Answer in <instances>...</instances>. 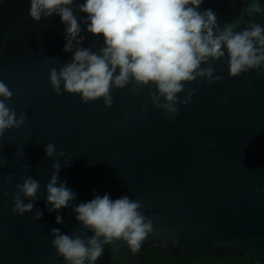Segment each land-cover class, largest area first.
<instances>
[{"label":"water","instance_id":"95a60500","mask_svg":"<svg viewBox=\"0 0 264 264\" xmlns=\"http://www.w3.org/2000/svg\"><path fill=\"white\" fill-rule=\"evenodd\" d=\"M83 2L69 7L81 23L83 46L99 53L103 37L86 30ZM254 2L204 0L199 10L212 9L221 30L239 32L252 23L264 26V12L249 9ZM29 7V0H0V81L12 92L5 104L17 119L26 115L18 128L0 135V264H68L51 243V229L87 240L94 233L73 209L105 193L139 202L152 231L137 252L123 238L103 244L95 264H113L124 249L133 264H145L147 247L168 256L245 253L264 264V72L233 77L227 53L210 58L201 68L214 69L213 77L221 79L185 82L181 100L195 91L172 120L153 103L151 84L111 88V106L103 98L84 103L63 82L57 94L49 79L72 56L64 51L65 24L56 14L36 22ZM49 143L56 148L51 157L45 153ZM56 162L58 183L66 181L77 195L49 212L46 185ZM28 177L39 181L35 198L17 188ZM17 197L31 202V211L14 212Z\"/></svg>","mask_w":264,"mask_h":264},{"label":"clouds","instance_id":"9594fccd","mask_svg":"<svg viewBox=\"0 0 264 264\" xmlns=\"http://www.w3.org/2000/svg\"><path fill=\"white\" fill-rule=\"evenodd\" d=\"M204 0H84L79 8L86 13L83 21L86 30L93 35H102L104 46L99 53L83 46L85 39L80 35L78 22L69 5L73 0H29V16L36 22L41 17L59 15L65 24L64 51L72 53L70 61L57 71H50V82L57 94L63 88L78 93L82 102L103 98L106 106L113 103L110 90L124 88L128 83L154 85L156 93L153 103L164 110L166 118L172 120L179 112V103H189L194 89L181 100L185 82L197 77H208L209 83L221 79L213 77L212 68H201L202 63L220 59L227 53L228 72L238 76L250 70L264 72V26L252 23L239 32L231 26L220 29L216 13L208 8L199 10ZM250 11L264 12V4L255 0ZM12 92L0 81V135L6 129L18 128L26 120L21 114L16 118L14 110L6 106ZM161 100L163 102H161ZM56 151L49 143L45 153L51 157ZM63 155V152L60 153ZM54 172L46 185V207L49 212H59L67 207L76 193L67 187L66 181H59L60 164H53ZM39 181L32 177L24 180L17 188L26 196L35 198ZM140 203L122 195L112 199L110 194L95 195L88 202L74 207L76 219L93 231L94 235L84 238L63 234L60 229H51V241L57 253L68 264H95L103 254V244L114 238H123L133 252L141 248L142 242L152 231L151 221L138 211ZM33 204H25L18 197L13 211L23 214L31 211ZM43 216L36 212V219ZM62 223V217H55ZM103 237V241L99 238Z\"/></svg>","mask_w":264,"mask_h":264},{"label":"trees","instance_id":"16d2710c","mask_svg":"<svg viewBox=\"0 0 264 264\" xmlns=\"http://www.w3.org/2000/svg\"><path fill=\"white\" fill-rule=\"evenodd\" d=\"M113 264H133L130 251L124 249ZM145 264H254V259L247 254H233L227 252L221 256L171 255L164 250L147 247L143 253Z\"/></svg>","mask_w":264,"mask_h":264}]
</instances>
